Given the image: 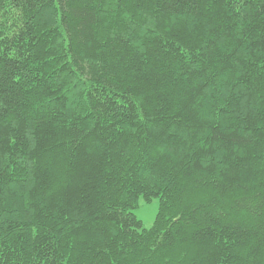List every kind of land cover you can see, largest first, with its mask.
<instances>
[{"label":"trees","instance_id":"16d2710c","mask_svg":"<svg viewBox=\"0 0 264 264\" xmlns=\"http://www.w3.org/2000/svg\"><path fill=\"white\" fill-rule=\"evenodd\" d=\"M0 264H264V0H0Z\"/></svg>","mask_w":264,"mask_h":264},{"label":"rangeland","instance_id":"374dc122","mask_svg":"<svg viewBox=\"0 0 264 264\" xmlns=\"http://www.w3.org/2000/svg\"><path fill=\"white\" fill-rule=\"evenodd\" d=\"M159 210V200L145 202L143 198L139 200V206L133 211L134 215L140 220L145 229H151L156 220Z\"/></svg>","mask_w":264,"mask_h":264}]
</instances>
